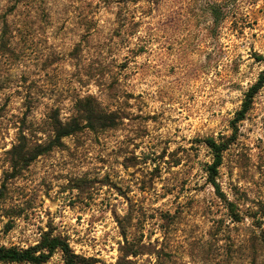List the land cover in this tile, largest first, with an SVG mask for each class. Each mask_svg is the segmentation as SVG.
I'll use <instances>...</instances> for the list:
<instances>
[{"label": "rangeland", "instance_id": "374dc122", "mask_svg": "<svg viewBox=\"0 0 264 264\" xmlns=\"http://www.w3.org/2000/svg\"><path fill=\"white\" fill-rule=\"evenodd\" d=\"M258 56L264 0H0V188L20 132L47 143L53 112L91 96L118 118L7 183L0 244L52 231L97 264H264V88L224 153L226 198L204 143L232 136Z\"/></svg>", "mask_w": 264, "mask_h": 264}, {"label": "trees", "instance_id": "16d2710c", "mask_svg": "<svg viewBox=\"0 0 264 264\" xmlns=\"http://www.w3.org/2000/svg\"><path fill=\"white\" fill-rule=\"evenodd\" d=\"M258 61L264 60L262 56L257 57ZM264 88V71H262L254 85L245 93L241 109L236 113L233 121L234 132L226 140H216L207 138L204 143L211 150L213 162L208 166L207 182L213 186L218 197L226 198L218 182L220 168L223 164L224 153L230 145L236 140L238 134L237 124L244 121L247 114L253 107L255 97ZM75 114L68 120L61 119L57 111L51 114L50 126L53 136L47 143H41L39 140L29 138L24 132H20L17 143L9 150V162L11 170L7 173L5 182L0 188V203L5 198L7 183L22 173L39 157L46 155L55 148L63 146L64 139L71 137L85 129L92 131H103L114 128L117 125V116L113 113L105 112L97 103L95 98L89 96L79 98L74 106ZM234 213V211H233ZM234 215V214H233ZM238 218V214L234 215ZM260 238L257 235L252 236L253 244ZM56 252L62 254L64 264H97L96 260L77 254L71 247L66 238L53 235L52 231L43 234L41 241L28 248L18 246L6 247L0 244V263L1 264H46ZM139 251H126V257L139 255Z\"/></svg>", "mask_w": 264, "mask_h": 264}]
</instances>
